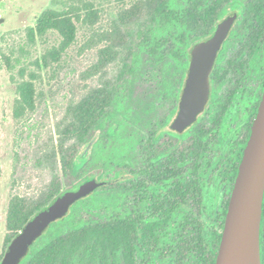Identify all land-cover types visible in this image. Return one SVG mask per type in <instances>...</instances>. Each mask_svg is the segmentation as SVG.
Instances as JSON below:
<instances>
[{"label": "rangeland", "instance_id": "1", "mask_svg": "<svg viewBox=\"0 0 264 264\" xmlns=\"http://www.w3.org/2000/svg\"><path fill=\"white\" fill-rule=\"evenodd\" d=\"M150 1L77 0L67 8V14H56L50 28L41 35L38 27L45 11L61 8L56 7L53 0H0V256L7 248L8 236L18 231L31 199L45 197V193L53 188L49 163L53 158V149L56 151L59 146L57 123L66 116V107L71 102L91 92L98 94V98L94 99L97 110L93 114L91 107L86 108L81 124L83 129L91 128L88 131L91 135L74 154L72 170L65 173L67 162L60 161L61 189L67 190L75 184L78 187L91 176L93 170L104 168V176L100 180L112 182L95 191L103 199L92 204V211L84 213L88 221L108 218L111 208L121 212L146 208L148 201L134 199L132 186L126 190L120 188L124 182L131 185L132 181L143 180L146 186L142 185V190L145 187L154 191L163 189L144 170L151 161V154L161 152L170 144L177 149L182 147L181 143H176V138L168 134V127H159L173 108L172 100L164 97L163 91L168 83L179 84L187 69L185 51L198 41L199 33L196 32L192 38L190 36L185 44L174 37L161 47L156 56L136 50L139 51V67L136 77L123 90L122 102H118V107L112 108L109 113H98L102 106L99 99L103 97L99 86L113 80L119 69L116 52L118 48H123V41H127L124 33L134 25L136 17H148ZM174 2L178 6L182 0ZM246 2L243 0V3ZM63 19L67 22L61 23ZM174 32L177 34L176 29ZM248 36L241 20L226 42L220 60L223 64L229 57H239L243 53L241 59L246 66L240 71H229L224 83L215 86L218 101L226 100L232 89L241 86V93L226 111L223 124H236L246 118L247 131L251 107L261 98L264 88V49L253 54L250 48L244 47ZM66 41L69 43L64 47ZM177 52L183 58L177 56ZM242 93L245 95L242 96ZM245 96H252L251 107H245ZM47 106L49 115L46 113ZM212 108L210 117L206 118L207 124L213 123L215 108ZM95 115L98 123L90 124L89 117ZM64 123L61 124L63 127L70 125L68 119ZM110 124L117 128L111 136L106 133ZM151 131L156 135L162 133L161 138L150 141ZM26 143L31 149L41 144L46 152L43 153L44 158L38 155L35 159L29 148L25 158L30 159L28 164L31 165H28L27 175L21 177V169H16V159ZM215 148V158H218L220 148ZM228 153H231L230 149L222 152L221 169L216 166L207 177L210 182L205 187L206 203L216 200L218 192L225 194L220 201L230 194L233 183L222 185L223 167H227L224 160ZM125 160L127 165L118 163ZM121 172L126 174L125 179L121 177ZM113 196L114 200L111 199ZM181 209L199 217L205 233L212 227L221 230L224 208H219L217 214L208 206ZM262 255L264 261L263 231ZM242 264H247V261Z\"/></svg>", "mask_w": 264, "mask_h": 264}, {"label": "trees", "instance_id": "2", "mask_svg": "<svg viewBox=\"0 0 264 264\" xmlns=\"http://www.w3.org/2000/svg\"><path fill=\"white\" fill-rule=\"evenodd\" d=\"M75 1L77 0H53L54 5L61 8H51L45 11L40 20L38 32L41 35L44 34L50 28L52 18L55 19V15L59 12L67 14V8ZM174 1L151 0L148 17L144 19H139V16L136 17L134 25L126 29L124 38L126 37L127 41L125 40L121 44L124 50L118 48L116 52L118 55L115 56V60L119 59V69L111 82H104L98 89L103 95L99 99L102 103L99 114L109 113L112 108L118 107V102L119 104L122 102L123 90L127 83L136 77V71L139 67L137 61L139 51H145L150 56H156L160 53L161 47L174 37L179 43L185 44L189 41V37L192 38L196 32L199 33L196 40H204L215 32L218 23L231 9L240 10L241 18L236 25L243 20L244 29L248 31L249 36L244 47L250 48L253 54L259 49H264V0H246V3H243V0H182L178 6ZM60 22L65 23L67 20L63 19ZM175 29L177 34L174 32ZM68 43L69 41H66L64 47ZM224 46L221 48L220 54ZM176 55L183 58L182 55L180 56V52H177ZM185 55L187 58L188 50L185 51ZM241 57H243V53L239 54V57H229V60L223 64L219 57L218 67L214 72V79L218 84L224 83L229 71H240L246 66V62ZM186 66H188V61ZM235 91L232 94L229 93L227 100L223 101H218V92L216 91L215 101L212 105L215 108L213 116L216 123H221L224 120L229 103L239 95L238 92L241 93L240 89ZM243 95L245 94L242 93ZM163 96L172 100L173 108L170 113H174L177 110L176 104L180 96L179 86L176 83L175 85L168 83L163 91ZM245 97V107H251L252 96ZM96 98H98V94L91 92L78 101L71 102L69 107H66V116L57 123L56 128L59 135V150L53 149V158L49 163L52 169L53 188L50 192L45 193V197L37 196V198L31 199L18 231L8 236L7 247L38 211L46 207L58 195L77 187L75 184L67 190L61 189L62 178L58 171V165L60 161L67 162L65 173L72 170L74 154L87 143L91 135L88 132L91 128L83 129L81 127L83 115L85 109L90 107L94 114L97 110L95 108L97 104L94 101ZM261 98L250 110L249 118L251 121L248 128V138ZM46 113L49 115V106L46 108ZM170 115L166 118H169ZM89 118H91L90 124L98 123L97 115ZM65 119H68L70 125L63 127L61 124H65ZM116 129L113 124L108 125L106 128L107 135H113ZM223 146L227 147L226 142H223ZM29 148L31 149L29 143H26L16 159V169H21V177L27 175L28 165H31L28 164L30 159L25 158V152ZM233 148L232 146L231 149ZM30 152H33L31 156L37 159L38 155L40 158H44L43 153L46 150L39 144L38 148H32ZM233 152L229 154L228 158L235 157L236 153ZM243 152L244 144L241 150L237 152L240 161ZM161 158L162 153L155 157L156 161L154 162H157L158 165L149 178L161 187L169 186L173 196L183 198L190 188L202 186L192 177L187 180L186 177L181 176V168L177 169L178 164L175 162L173 168L170 165L164 168ZM68 163H70L69 167ZM118 163L128 164L127 160ZM32 166L34 167L35 164ZM103 169H95L90 175L102 179L104 176ZM238 169L236 166L233 174H230V179L233 181ZM124 172L121 173L125 174ZM228 174V172H224V175ZM125 175H123V179L126 178ZM142 185L146 186V182L140 180L138 187L142 188ZM129 186L128 182H124L120 188L126 190ZM165 196L149 203L144 210L131 209L121 212L111 208L108 218L88 221L84 217V213L92 211L94 209L92 204L103 199L101 195L94 192L77 202L65 218L55 222L31 247L29 254L21 264H216L228 204L223 209L221 230L218 231L212 227L205 233L204 225L199 217H194L192 212L177 207L176 204L172 203L169 195ZM111 199L114 200V196ZM213 209L214 214H217L219 208ZM262 231L264 242V218ZM6 249L0 256V262Z\"/></svg>", "mask_w": 264, "mask_h": 264}, {"label": "water", "instance_id": "3", "mask_svg": "<svg viewBox=\"0 0 264 264\" xmlns=\"http://www.w3.org/2000/svg\"><path fill=\"white\" fill-rule=\"evenodd\" d=\"M239 18L230 13L212 36L189 48L191 62L180 111L172 123L182 132L203 112L212 98V73L219 51ZM110 183L90 176L76 189L55 197L38 211L12 239L0 264H21L31 247L54 222L65 218L72 206ZM264 218V91L244 149L225 218L216 264H263L262 227Z\"/></svg>", "mask_w": 264, "mask_h": 264}, {"label": "flooded vegetation", "instance_id": "4", "mask_svg": "<svg viewBox=\"0 0 264 264\" xmlns=\"http://www.w3.org/2000/svg\"><path fill=\"white\" fill-rule=\"evenodd\" d=\"M235 11H237L239 13V18L237 20V22H238L241 18L240 10L231 9L226 13L224 18L227 17L230 13L235 12ZM235 26H236V24L234 25L233 30H234ZM233 30H232L231 34L233 33ZM231 34H230V36H231ZM230 36L228 37V39L230 38ZM209 37H207V38H209ZM228 39L226 40V42L228 41ZM199 41H201V40H199ZM195 42H197V41H195ZM226 42L224 43V45L226 44ZM219 57H220V51H219V56L216 60V65H215V68L213 70L212 77H211L212 78V85H213V92H212L211 100L206 105L205 110L198 115L197 119L192 124L187 126L182 132H180L176 129H173L172 123L176 119V117L178 116V113L180 111L181 97H182L184 88L186 86V79L188 77V71H189V66H190V62H191V57L189 55V50H188V57H187L188 66H187L186 71L182 75V79L180 80V82L178 84L180 96H179V99L177 100V104H176L177 110L174 113H172V115L169 118H166V119L164 118L159 124V127H161V128L162 127H168V130H169L168 134L169 135L171 134L172 137L176 138V140H177L176 143H181L182 147H181V149H177L174 147L173 144H170L169 146L165 147L164 150H162L161 152L154 154L153 156L151 154V157H150L151 161L148 163V167L145 168L146 170H144L150 176L156 170V167L158 165L157 162L156 163L154 162V161H156L155 157L158 154L162 153L161 163H162V166L164 165L163 166L164 168H166L168 165L172 166V168H173L174 162H175L178 164L176 168L177 169L181 168L180 169V172L182 174L181 176L186 177L187 180H189V178L192 177L196 181L200 182L202 184V186H199L196 188H190L187 195L182 198L181 196L180 197L173 196L170 193L169 186H167V185L163 186L162 187L163 189L158 190V191L149 190L146 187L144 190H142L141 188L138 187V183L140 180H137V181H132L131 185H130L134 189V199H138L141 202L142 201H146V202L148 201V204H149V203H153V202L157 201L158 199H160V197L163 198V197H166L165 195H169L172 203L176 204V206L180 207V208H182V207H189V208L203 207V208H205L207 206L210 208H215V207L225 208L227 206V204L229 206V201H230L232 190H233L234 183L236 180V178L234 181L232 179H230V174L231 173L233 174L234 168L236 166H238V168H239V164H240L239 161L240 160L238 158L237 152L241 150V147L243 144H244V149H245L247 141H248V131H247V127H246V122H247L246 118L243 119L242 121L236 123V124H223L224 120L221 123H216L214 120V116H213V118H212L213 123L212 124L206 123V121H207L206 118L210 117L209 112H210V109L212 108V105L214 104L215 97H216L215 93H216L217 89L215 86L218 83L216 82V79H214V72L218 67ZM228 60H229V58L226 61H228ZM240 88H241V86H240ZM240 88L235 87L234 89H232L230 91V93L232 94V93L236 92L235 91L236 89H240ZM239 93L240 92H238V94ZM238 97H239V95L234 97V99L235 98L237 99ZM226 100H227V98H226ZM233 100L229 103L227 110H229V108L231 107ZM213 115H214V113H213ZM223 126H224V128H223ZM161 136H162V133L160 135H156V132L154 133V131H151V135H150L149 139H150V141L153 142L154 140H159L161 138ZM223 142L224 143L226 142V145H227L226 148L223 146ZM232 146L234 147L233 149H231ZM215 147L220 148V153L218 155V158H215V151H216ZM224 149H228V150L230 149L231 152L234 151L233 153H236L233 161L229 160L230 159V158H228L229 153L227 154L226 160H224L226 162L225 166H227V167H223L224 172L226 171V173L228 172L229 174L224 175V179H223L224 184H222V185H226L229 182L233 183V185H232L230 194H229L227 199L222 200V201L219 200V199L223 198V196L225 195L223 193V191L221 190L222 193H220L217 196L216 200H214V201L209 200V202L206 203L205 187L207 185V182L208 183L210 182V180H208L207 177L210 173H212L211 171H215L216 166H218V168H217L218 170L221 169L220 168L221 167V165H220L221 155H222V152ZM224 161L222 162V165H223ZM238 162H239V164L237 165ZM123 175H125V174H122L121 177H123ZM129 175L133 176L131 174H129ZM236 176H237V174H236ZM159 195H161V196H159ZM148 204H146V205H148Z\"/></svg>", "mask_w": 264, "mask_h": 264}]
</instances>
